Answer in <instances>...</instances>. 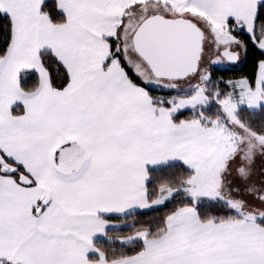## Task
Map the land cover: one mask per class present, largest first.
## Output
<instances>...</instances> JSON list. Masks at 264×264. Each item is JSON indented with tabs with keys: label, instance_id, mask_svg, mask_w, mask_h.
Masks as SVG:
<instances>
[{
	"label": "snow or ice",
	"instance_id": "obj_1",
	"mask_svg": "<svg viewBox=\"0 0 264 264\" xmlns=\"http://www.w3.org/2000/svg\"><path fill=\"white\" fill-rule=\"evenodd\" d=\"M55 13L0 0V264H264V0Z\"/></svg>",
	"mask_w": 264,
	"mask_h": 264
},
{
	"label": "trees",
	"instance_id": "obj_2",
	"mask_svg": "<svg viewBox=\"0 0 264 264\" xmlns=\"http://www.w3.org/2000/svg\"><path fill=\"white\" fill-rule=\"evenodd\" d=\"M55 2L56 0H49V7L53 10L54 15L55 13ZM262 58L261 54L258 50L250 48L247 56L245 57L244 54L242 56V61L238 66H229V67H217L214 66L212 68L213 77H223L224 79L229 78H237L241 75H251L255 70V65L258 59ZM156 92H153V94ZM161 93V92H158ZM184 115H189V113L185 112ZM171 207V206H169ZM167 211V209H160L157 211H151L144 213L138 217L139 220L145 221L149 220L157 215H162L163 212ZM130 229H122L120 230V234H127ZM102 246L107 247V244L104 240L99 241Z\"/></svg>",
	"mask_w": 264,
	"mask_h": 264
},
{
	"label": "rangeland",
	"instance_id": "obj_3",
	"mask_svg": "<svg viewBox=\"0 0 264 264\" xmlns=\"http://www.w3.org/2000/svg\"><path fill=\"white\" fill-rule=\"evenodd\" d=\"M242 56H243V53L241 54V61H242ZM241 61L238 62V63H236L235 65H219V66H217V67L238 66V65L241 63ZM164 94H165V93H158V92H156V93H154L153 95H164Z\"/></svg>",
	"mask_w": 264,
	"mask_h": 264
}]
</instances>
